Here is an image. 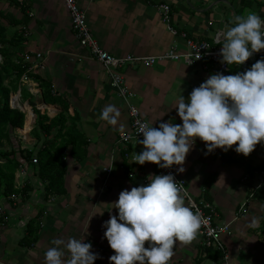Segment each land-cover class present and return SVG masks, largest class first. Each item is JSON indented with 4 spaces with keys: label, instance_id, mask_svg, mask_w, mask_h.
Returning a JSON list of instances; mask_svg holds the SVG:
<instances>
[{
    "label": "crops",
    "instance_id": "crops-1",
    "mask_svg": "<svg viewBox=\"0 0 264 264\" xmlns=\"http://www.w3.org/2000/svg\"><path fill=\"white\" fill-rule=\"evenodd\" d=\"M75 1L93 38L115 57H151L171 49L184 53L187 40L213 45L215 34H223L238 15L254 11L264 17V0ZM163 4L169 7L167 21L158 7ZM16 20L21 24L15 25ZM0 23L7 39L15 32L20 35L19 55L38 52L44 61L43 70L26 73L15 93L10 92V105L14 109L19 106L25 114L22 129L15 131L13 147L34 154L57 134L58 128L49 135L38 132L40 137L36 138L35 127L31 128L36 121L34 110L49 120L63 115L61 134L76 135L81 141L78 145L86 142L81 161L76 162L69 154L65 158L69 165L65 192L60 196L45 197V183L33 173L31 164L22 172L17 169L14 188L23 190L14 200H0V264H45L44 253L51 242L69 237L84 238L92 244L91 250L99 255L94 264H109L114 252L102 225L110 215L118 214L112 203L122 190L147 184V177L155 172L150 162L140 165L124 157L125 153L134 157L143 150L137 141L118 142V136L130 127L127 103L154 127L161 121L182 123L175 109L178 97L182 94L187 98L194 87L217 72L206 62L187 65L181 60L125 65L117 72L131 95L126 103L110 86L102 65L78 45L62 0H0ZM235 73L232 70L228 74ZM107 106H114V114H118L115 124L101 117ZM234 148L216 149L206 155L204 143L197 139L186 157L185 171L180 173L178 166L172 167L194 199L214 206L216 224L227 225L221 235L225 259L203 248L197 236L187 245L177 244L170 264H264V195L255 193L248 199L250 185L240 180L250 174L227 162L243 156ZM247 163L254 171L264 170V143L248 155ZM104 169L110 170L108 176ZM243 203L244 211H239ZM36 217L38 223L39 218L42 220L37 241L31 247L21 246L27 224Z\"/></svg>",
    "mask_w": 264,
    "mask_h": 264
},
{
    "label": "clouds",
    "instance_id": "clouds-1",
    "mask_svg": "<svg viewBox=\"0 0 264 264\" xmlns=\"http://www.w3.org/2000/svg\"><path fill=\"white\" fill-rule=\"evenodd\" d=\"M261 50L264 17L257 12L236 16L223 30L222 64L239 68ZM175 103L182 123L168 120L154 127V123L137 122L143 150L135 153L136 163L150 162L162 169L175 165L182 173L197 139L204 143L206 155L235 146L236 153L247 157L264 143V58L243 72L210 74L187 98L181 94ZM114 113V106H107L101 117L115 124L118 114ZM147 180V184L122 190L112 203L118 214L110 215L102 225L114 252L109 264H170L177 244L191 243L204 223L200 211L186 203L171 172L151 174ZM51 243L44 253L45 264H94L99 258L84 238H58Z\"/></svg>",
    "mask_w": 264,
    "mask_h": 264
},
{
    "label": "built area",
    "instance_id": "built-area-1",
    "mask_svg": "<svg viewBox=\"0 0 264 264\" xmlns=\"http://www.w3.org/2000/svg\"><path fill=\"white\" fill-rule=\"evenodd\" d=\"M63 4L69 14L71 28L74 32L75 39L78 45L81 48H85L89 51L91 57L98 61L105 73L108 75L110 79V86L117 92L118 96L122 98L126 103L128 98H130V94L125 89L124 81L121 75L117 72L119 68L125 65H132L135 63H140L144 66H151L160 61H182L187 65H193L197 62H206L210 64V67L216 72H220L223 74H228L232 70L236 72H243L251 67L256 60L264 58V50H261L258 53H254L253 56L246 61L243 65L237 68L236 65L228 66L226 64H222L220 57V48L222 42V34H215L213 39V45H209L206 42H192L191 40L186 41L187 50L184 53H178L174 49H171L169 52L162 53L158 56H146V57H135V56H125V57H115L104 51L96 40L93 38L88 26L86 24L85 15L83 10L78 7L75 0H62ZM91 1V0H90ZM159 9H161L162 17L167 21V14L169 12V7L165 4L159 5ZM197 53L200 55V59H197ZM25 60L30 62V67L27 69L26 73H33L39 70L44 69V61L41 57V54L38 52H34L33 55L28 54L25 55ZM191 60H194L190 63ZM190 63V64H189ZM205 68L207 66L205 65ZM25 73V74H26ZM23 74L22 76H24ZM21 76V77H22ZM26 76V75H25ZM11 98V96H10ZM9 98V99H10ZM11 100L9 101V103ZM11 108H13L10 105ZM15 109L19 110V106H16ZM133 109L136 111L133 112ZM20 111V110H19ZM127 113L130 118V127L127 132L121 133L118 136V142L122 144H129L134 141L142 140V134H138V121L144 122L145 120L140 116L138 110L127 103ZM142 145V144H141ZM125 159L130 160L131 162H135L134 157H131L128 153L124 154ZM32 164H36V158L32 159ZM153 164V163H152ZM155 166L154 174H167L171 172L176 181L180 183L181 194L185 196L186 203L189 204L193 210H199L204 219V223L199 230V234L197 235L200 239V243L205 249H212L216 253L222 255V258L225 259V248L224 244L221 240V235L227 231V225H218L216 224L215 217L216 211L214 206L204 199H194L188 192L186 188L185 180L178 176L177 173L172 169H162L157 165ZM21 172L23 171L22 166L18 168ZM105 174L108 176L110 173L109 169H104ZM243 183H247L250 185V193L248 199L252 198L255 193H260L264 195V170H255L252 175L243 176L240 180ZM10 200L15 199V195H11L9 197ZM246 203H243L239 207V211H244V207Z\"/></svg>",
    "mask_w": 264,
    "mask_h": 264
},
{
    "label": "trees",
    "instance_id": "trees-1",
    "mask_svg": "<svg viewBox=\"0 0 264 264\" xmlns=\"http://www.w3.org/2000/svg\"><path fill=\"white\" fill-rule=\"evenodd\" d=\"M9 23L13 24L12 22ZM14 24L20 25L21 22L16 20ZM0 44H4L0 48V200H7L11 195H16L23 190L22 188L17 191L14 188V175L20 166L30 165L33 158H36V164H31L34 168L32 170L36 177L45 183V197L60 196L65 192L64 181L68 169L65 158L69 154L76 162L81 161L86 155V142L84 141L85 143L78 145L81 141H78L79 137L77 138L76 135L67 134L64 136L61 134V131L65 128L63 115L59 114L56 119L49 120L39 111L34 110L36 121L33 133L36 138H39L38 132L49 135L54 129L58 128L52 141L45 140L41 145L42 148H39L34 154L31 151L15 149L13 146L8 151L1 149L3 142L13 143L12 141L16 140L15 131L23 127L25 114L10 107L9 95L10 89L14 88L13 82L26 73L31 63L24 58L28 53L22 56L19 55L17 46L20 44V35L18 36L15 32L11 38L7 39L5 27L1 23ZM11 76L14 77V80L9 82L10 87L3 86L2 81L4 78ZM43 89H47L46 85H43ZM247 158L248 156L243 155L239 159H227V162L245 168L252 175L254 169L247 163ZM204 195L207 197L206 191ZM36 219L37 217L27 224V233L19 243L21 246L31 247L37 241L40 226ZM210 250L212 251V249Z\"/></svg>",
    "mask_w": 264,
    "mask_h": 264
},
{
    "label": "rangeland",
    "instance_id": "rangeland-1",
    "mask_svg": "<svg viewBox=\"0 0 264 264\" xmlns=\"http://www.w3.org/2000/svg\"><path fill=\"white\" fill-rule=\"evenodd\" d=\"M69 19H70V17H69ZM14 80V77L13 76H11V77H5L4 78V80L2 81V85L3 86H5V87H10L9 86V82L10 81H13ZM13 87L15 88H12V89H10L11 90V92H14L15 93V91L18 89V87H19V85H20V83H19V79L18 80H16V81H14L13 82ZM22 91H23V89H21ZM10 96V95H9ZM22 97L24 98L25 97V91L22 93ZM22 98V99H23ZM11 99V98H10ZM10 99H9V101H10ZM10 104V103H9ZM12 106V105H11ZM24 120H25V117H24ZM19 131V130H18ZM17 131V132H18ZM18 139V138H17ZM3 146L1 147V149H3V151H8V150H10L11 149V147L13 146V143H10V144H7V143H5V142H3V144H2ZM66 158H67V156H66ZM68 161H66V163H67ZM68 165H69V162L67 163ZM250 191H251V189H250ZM39 220H40V222H39V225H40V227H41V225H42V220L39 218ZM38 220V221H39Z\"/></svg>",
    "mask_w": 264,
    "mask_h": 264
},
{
    "label": "water",
    "instance_id": "water-1",
    "mask_svg": "<svg viewBox=\"0 0 264 264\" xmlns=\"http://www.w3.org/2000/svg\"><path fill=\"white\" fill-rule=\"evenodd\" d=\"M34 127H35V125H34V123H32V124H31V128H34Z\"/></svg>",
    "mask_w": 264,
    "mask_h": 264
}]
</instances>
